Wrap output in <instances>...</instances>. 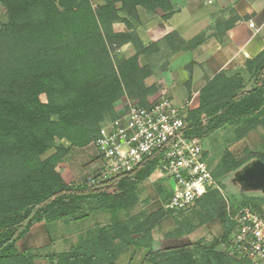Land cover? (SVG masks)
<instances>
[{"label": "trees", "instance_id": "obj_1", "mask_svg": "<svg viewBox=\"0 0 264 264\" xmlns=\"http://www.w3.org/2000/svg\"><path fill=\"white\" fill-rule=\"evenodd\" d=\"M98 1L0 0L7 15L0 23V264H35L43 257L48 264H117L129 248L126 264L140 252L138 264H253L231 252V216L250 205L264 217V196L244 197L231 206L220 186L248 161L264 163V145L245 147L239 155L225 149L212 167L214 186L178 211L161 205L129 213L139 202L140 185L156 170L157 153L130 172L93 185L88 179L80 184L64 180L59 169L64 157L93 143L101 125L116 117V102L124 97L149 105L161 89V83L147 82L157 69L209 38L221 41L238 20L217 18L189 39L172 30L144 45L136 31L138 8L160 9L168 19L176 11L170 0ZM118 23L121 30L114 28ZM126 44L134 51L130 56L120 50ZM245 67L247 81L239 73L220 71L199 90L198 106L185 111L189 137L202 138L224 124L231 126L233 139L264 128V46L245 60ZM170 195L171 190L163 202ZM97 212L108 213L109 221L88 229L67 250L42 254L17 246L36 223L77 222ZM165 215L174 221L166 238H181L213 219L222 232L210 240L155 248L153 232Z\"/></svg>", "mask_w": 264, "mask_h": 264}, {"label": "built area", "instance_id": "obj_2", "mask_svg": "<svg viewBox=\"0 0 264 264\" xmlns=\"http://www.w3.org/2000/svg\"><path fill=\"white\" fill-rule=\"evenodd\" d=\"M185 108L186 104H176L164 92L147 106L127 100L114 119L101 125L92 143L99 167L88 184L130 172L157 153L159 161L152 174L173 182L171 195L162 204L165 211L185 209L203 196L214 186L213 166L204 157L201 138L186 134ZM231 218L235 222L231 252L253 264H264V217L243 205Z\"/></svg>", "mask_w": 264, "mask_h": 264}, {"label": "crops", "instance_id": "obj_3", "mask_svg": "<svg viewBox=\"0 0 264 264\" xmlns=\"http://www.w3.org/2000/svg\"><path fill=\"white\" fill-rule=\"evenodd\" d=\"M170 1L176 11L168 19L162 18L160 9L148 13L138 8L140 24L136 31L144 45L172 30H176L182 38L189 39L226 12H229V16L238 17L221 41L212 37L192 51L178 52L169 59L164 70L155 71L162 83V91L176 104H186V111L198 106L199 90L216 73L223 71L227 76L239 73L248 80L245 60L255 56L264 46V0ZM123 48L126 56L134 52L130 44ZM202 138L205 140L203 147L206 158L212 157V163L215 161L216 164L225 149L237 155L245 147L260 148L264 145V128L258 127L241 139H233L231 126L224 124Z\"/></svg>", "mask_w": 264, "mask_h": 264}, {"label": "rangeland", "instance_id": "obj_4", "mask_svg": "<svg viewBox=\"0 0 264 264\" xmlns=\"http://www.w3.org/2000/svg\"><path fill=\"white\" fill-rule=\"evenodd\" d=\"M207 6L210 7L211 5L207 4ZM228 16L229 12H226L222 18ZM6 20V12L0 5V23L5 22ZM114 28L116 30H121L123 28V24H115ZM120 50L123 53L125 52L123 47H121ZM151 81H157L160 83V78L154 73L151 77H149L147 82ZM162 92L161 87L160 91L151 97V100L157 99ZM41 99L44 101L45 97L41 95ZM126 102L127 99L124 97L121 98L115 103L116 110H120L124 107ZM204 141L205 140L202 138L203 146ZM52 151L53 150H49L43 155V157L49 155ZM239 154H241V150L237 152V155ZM206 159L210 164L213 161V158L210 156H207ZM256 162L257 160L255 159L248 161L222 180V184L220 186L221 192L230 202L231 206L232 204H238L244 197L264 196V186H261L259 181L252 175ZM213 164H215V161L211 165L213 166ZM98 167L99 159L97 157V152L91 143L82 148H72L64 157L59 169L66 182L80 184L85 182V180L90 176L95 175ZM172 186L173 182L166 177H157L156 175H153L152 177L150 176L140 185L139 202L129 213H134L140 210L150 212L158 209L163 204V195L170 191ZM159 189H161V192H159ZM189 212L190 210H186L183 212V215H186ZM108 221V213L97 212L93 213L90 218L77 222L59 220L49 224L43 222L36 223L23 238L17 241V246L20 250L30 248L39 249V252L42 254L51 251L59 252L67 250L70 245L76 243L79 237L82 236L88 229L97 224H105ZM173 225V217L165 215L161 222V227L155 229L153 232L155 248H161L183 242H193L200 238L210 240L212 237H219L222 232L221 223L218 220L213 219L203 225L197 226L191 233L181 238H166L164 233L170 230ZM222 248L223 246L220 245L219 249ZM131 253L132 248L123 252L117 260V264L128 263ZM142 254L143 253L140 252L131 264H138L141 260ZM34 263L48 264V260L44 257L37 258Z\"/></svg>", "mask_w": 264, "mask_h": 264}, {"label": "water", "instance_id": "obj_5", "mask_svg": "<svg viewBox=\"0 0 264 264\" xmlns=\"http://www.w3.org/2000/svg\"><path fill=\"white\" fill-rule=\"evenodd\" d=\"M252 175L259 181L261 186H264V163L257 161Z\"/></svg>", "mask_w": 264, "mask_h": 264}]
</instances>
